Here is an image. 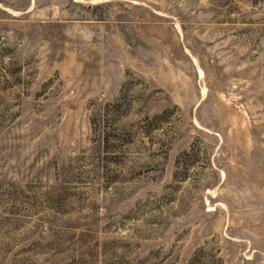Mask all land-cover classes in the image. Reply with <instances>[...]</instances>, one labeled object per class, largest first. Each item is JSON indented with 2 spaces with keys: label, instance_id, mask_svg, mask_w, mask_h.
Masks as SVG:
<instances>
[{
  "label": "rangeland",
  "instance_id": "1",
  "mask_svg": "<svg viewBox=\"0 0 264 264\" xmlns=\"http://www.w3.org/2000/svg\"><path fill=\"white\" fill-rule=\"evenodd\" d=\"M0 264H264V0H0Z\"/></svg>",
  "mask_w": 264,
  "mask_h": 264
},
{
  "label": "bare ground",
  "instance_id": "2",
  "mask_svg": "<svg viewBox=\"0 0 264 264\" xmlns=\"http://www.w3.org/2000/svg\"><path fill=\"white\" fill-rule=\"evenodd\" d=\"M178 28H179V26H178ZM179 31H180V28H179ZM185 51L187 52L188 55H190V58H191L192 62L197 66L198 71H199V75L201 76L202 75V70L199 67L197 59L192 54L189 53L188 49H185ZM203 97H204V93L202 92L200 98L202 99Z\"/></svg>",
  "mask_w": 264,
  "mask_h": 264
}]
</instances>
